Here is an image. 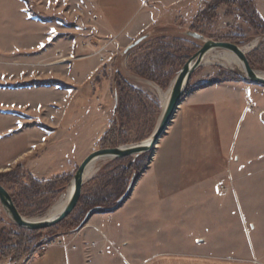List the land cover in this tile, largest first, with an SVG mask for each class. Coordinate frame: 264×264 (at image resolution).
<instances>
[{
  "label": "rangeland",
  "instance_id": "374dc122",
  "mask_svg": "<svg viewBox=\"0 0 264 264\" xmlns=\"http://www.w3.org/2000/svg\"><path fill=\"white\" fill-rule=\"evenodd\" d=\"M32 1L36 10L50 21L43 23L29 18L22 0H0V84L19 85L0 88V161L12 165V161L18 159L26 163L30 172L49 169L57 175L69 174L72 177L63 184V192L42 214L27 211L24 215L18 210L29 220L46 218L52 206L72 186L78 167L91 153L134 146L149 140L159 124L175 78L188 61V56L191 58L202 47V42L187 36L186 32L200 33L206 39L222 42H229L226 40L228 37L237 36L243 43L236 45L244 49L247 57L255 54L264 59V33L256 34L253 25L247 23L235 6L223 5L211 19H197V15L213 0ZM251 1L264 21V0ZM60 20L68 21L69 25H63ZM148 33L151 34L149 39L128 50ZM174 38H185L196 49L190 54L181 51V56L186 54L184 58L177 60L178 65L168 67L170 75L159 82L139 75L137 67L142 58L160 46L171 44ZM232 55L225 50L210 52L203 65L193 73L188 87L192 92L188 94L187 89L184 95H188L183 96L182 102L192 94L197 97V104L215 102L212 114L217 117L216 105H222L224 109L227 107L224 100H230L224 96L202 97L204 93L201 90L225 82L212 83L222 73L240 76L243 67L232 61ZM259 65L252 69L264 72V65ZM123 80L140 90V99L132 94L129 105H120L117 110L114 88ZM59 82L67 88H57ZM246 82L262 90L261 85ZM28 83L31 85H25ZM200 83L207 85L197 89ZM239 96L237 92L234 98ZM234 98L229 97L231 101ZM231 110L227 122L230 127L225 131L234 141L231 159H238V153L244 147L249 153L258 147L257 139L245 143L243 139L247 128L251 135L261 132L264 102L260 107L255 102L248 104L247 109L244 104L241 113L237 108ZM178 111L180 106L151 151L137 158L129 156L95 163L96 174L87 178L82 196L95 195L105 189L103 193L115 199L126 192L135 175L130 195L122 206L132 197V203L126 207V215L137 218L110 220L116 223L115 232L120 239L102 241L109 248L105 246L107 255L96 264H194L196 259H205L204 263L251 261L264 264V167L258 163V168H247L248 174L242 177H198L193 181L189 178L187 186L182 178L171 177L168 180L163 177L160 151L166 138L180 126L182 115ZM41 126L50 128L52 132L43 130ZM107 132L112 134L106 137ZM81 133L84 135L82 142L77 140ZM260 147L264 149L262 143ZM15 167L14 164L0 174ZM126 167L142 169V172L123 175L125 178L121 183L125 186L119 184L117 187L121 169ZM260 168L263 170L258 171ZM35 177L44 180L55 176ZM0 184L12 196L11 186ZM183 184L187 188L184 191H166V185ZM193 185L198 189H188ZM81 198L64 221L52 229L39 230L44 231L41 233L43 236L56 237L52 247L38 251L42 243L20 261L8 257L1 259L0 264H27L58 247L76 250L80 242L77 240L79 232L92 217L115 212L99 210L82 225L85 216L83 221L77 220L83 211ZM0 208L13 225L8 228L18 227L1 205ZM73 221L80 223L77 230L65 233L64 223ZM251 251L255 253L254 259H251Z\"/></svg>",
  "mask_w": 264,
  "mask_h": 264
},
{
  "label": "crops",
  "instance_id": "0c3cea01",
  "mask_svg": "<svg viewBox=\"0 0 264 264\" xmlns=\"http://www.w3.org/2000/svg\"><path fill=\"white\" fill-rule=\"evenodd\" d=\"M225 86L227 87L225 88ZM260 89L262 90L253 88L246 81H225L209 89L201 90V93H204L202 97L210 99L211 97L224 96V98L230 100V102L224 100L225 105H227V107L224 106V109H222V105H216L218 107L216 113H219V115H216L217 117H215V114H212V104H215V102H208L206 105L197 104L196 96L193 94L188 96L186 101L182 102L180 111H178V114L182 115L180 126H178L172 136L166 138V141L162 145L160 151L161 175L168 178V180L171 177L182 178L183 183L187 186L190 183L186 182L189 178L193 181L198 177L229 175L242 177L247 173V168L251 170H253L254 166L258 168V163L264 167V149H260L262 148L260 147V143L264 145V124L262 125L259 122L261 132L253 135L250 134L251 131L247 128V132L244 134L245 137L243 136V143L250 139H257L258 147L256 150L250 151L251 153L246 150L247 147H244L241 150L242 152L238 153V159H231L234 141L229 132L225 131L230 127L227 122L230 120L231 108H237L241 113L244 104H246V109L248 104H253L254 102L258 107L262 106V102H264V87L261 86ZM237 92L240 96L234 98ZM230 96L234 98L232 101L229 99ZM255 97L256 99L254 100ZM257 114L256 112V116ZM229 137H231L230 140L228 139ZM82 139H84V135L81 133V136H78L77 140L82 142ZM20 161L16 159L12 161V165L7 161H0V172L8 170L10 166L17 165ZM260 170H263V168L258 169V171ZM39 171L31 173L38 177L58 176V173H54V170L52 172L49 169L43 172L42 170ZM184 184L172 187L166 185V191L173 193L184 191L187 189ZM194 186L188 187V189L192 191L198 189ZM131 198L124 206L113 213L93 215L94 217H92L88 225L79 232L77 240L79 239L80 242L76 250L67 251L62 247L54 248L37 260L27 264H90V262L96 264L99 259L106 257L107 253L105 254V250L109 248L107 247L108 244L106 245L102 241L104 239H111L113 241L120 239L115 232L116 223L114 221L110 222V220H137L135 216L126 215V207L129 203H132ZM62 239H66V237H62ZM259 255L260 253L258 252L257 256ZM254 258L255 253L251 251V259ZM180 261L183 262L184 260ZM204 262H206L205 259H196L194 264H253L251 261H249L250 263L248 261V263Z\"/></svg>",
  "mask_w": 264,
  "mask_h": 264
},
{
  "label": "trees",
  "instance_id": "16d2710c",
  "mask_svg": "<svg viewBox=\"0 0 264 264\" xmlns=\"http://www.w3.org/2000/svg\"><path fill=\"white\" fill-rule=\"evenodd\" d=\"M22 1L26 6V13L29 18L36 19L43 23L50 21L49 18H46L43 14H40V12L36 10L34 2L32 0ZM223 5L235 6L237 10L240 11L241 15L246 18L247 23L253 25V28H255L256 30V34L264 33V21L261 18L260 14L256 11L251 0H213L210 5L207 6V8L202 10L197 15V19H211L217 12V10ZM60 23L65 26L69 25L68 21L60 20ZM226 40L238 45H242L243 43V41L239 40L237 36H230ZM194 49H196V46L189 43L185 38H174L171 44L168 43L164 46H160L155 49L153 53L143 57L142 60L138 63V74L141 75L144 79L159 82L164 77H168L170 75V71L167 72L168 67L171 68L172 65L173 67L178 65L177 60H179L180 58H184V55L186 54H183V56H181V51L185 50L186 53L190 54ZM189 58L190 55L188 56L187 60H189ZM248 59L251 63L252 68H256L259 64L262 66L264 65V59L258 55L253 54L251 56H248ZM218 81H243V79L238 74L229 75L228 73H222L218 76L217 79L213 80L212 83L216 84ZM25 85L30 86L31 83ZM206 85L207 83H200L198 84L197 89H199V87H206ZM5 87L16 88L19 87V85L7 86L0 84V88ZM56 87L60 89L67 88L65 84L60 82L56 84ZM114 89V95L117 97V110L119 109L120 105H122V107L129 105V103L131 102L130 96L132 94L140 99V90L132 87L125 80H123V83L118 84V86ZM191 92L192 91H190L189 88L187 93L190 94ZM187 93L186 95H188ZM186 95H184V97ZM41 128H43V130H46L47 132H52V130L48 127L41 126ZM110 133L112 134V132H107L105 136L107 137ZM106 137H104V140ZM144 168L145 167L143 166L142 169ZM142 169H134V167H126L121 169V177H119L120 179H118L117 187H119V184H121V186H125L124 184L122 185L121 182H123L126 175H128L130 172V175H132L133 171H136L138 174L139 171L142 172ZM123 175L125 176L124 178L122 177ZM71 177L72 176H70L69 174H62L51 179L40 180L37 179L27 169V165L25 162H20L11 171L0 174V183H6L11 186L10 191H12V198L20 213L25 215L27 211H33L34 214H42L63 192V189L65 187L63 186V184L70 180ZM103 192H106V190L101 189V191L95 195L85 194L82 196L80 202L82 205L81 209L83 211L82 215L80 214V218L77 220L83 221L84 216H86V214L91 209L96 207H100V211L113 212L118 210L122 206V204H118V202H116V199H119L123 195L124 191L120 197H117L115 199L110 195L106 196V194H104ZM79 224L74 221L71 223L65 222L63 225V229L65 233L69 234L73 230H77L76 227L79 226ZM10 226L13 225H11L9 219L5 216L0 208V260L3 258L12 257L20 261L25 254H28L35 247L56 238L41 235V233L44 231H31L19 227H15V229H9L8 227ZM15 251L17 254H15Z\"/></svg>",
  "mask_w": 264,
  "mask_h": 264
},
{
  "label": "water",
  "instance_id": "95a60500",
  "mask_svg": "<svg viewBox=\"0 0 264 264\" xmlns=\"http://www.w3.org/2000/svg\"><path fill=\"white\" fill-rule=\"evenodd\" d=\"M186 35L202 42V47L185 63V65L179 71L177 77L175 78L170 88L159 124L154 133L149 138V142H143L141 144L128 147L97 150L87 156L80 164L74 175L71 183L73 185V190L67 206L59 216L52 219H42L40 221H34L24 218L19 213L9 191L0 184V205L9 215L15 225L27 230L39 231L51 228L61 223L67 217H69L77 207L82 196L83 186L87 178L89 177L87 174L88 168L92 164L104 159L115 160L129 156L137 158L138 156L151 151L168 127L176 110L181 105L183 96L189 87L193 73L203 65L204 59L210 52L214 50H225L233 53L243 67V71L239 73L243 80L264 86V78L259 76L258 72L252 69L247 54L242 47L229 42L206 39V37H204L202 34L196 32H186ZM150 36V33L142 36L134 44H132V46H130L128 50L137 47L140 43L149 39ZM134 180L135 175L132 176L130 184L126 192L118 200V204H122L128 198L133 187ZM99 210V207L91 209L86 214L82 225H84L94 214L99 212Z\"/></svg>",
  "mask_w": 264,
  "mask_h": 264
},
{
  "label": "bare ground",
  "instance_id": "6f19581e",
  "mask_svg": "<svg viewBox=\"0 0 264 264\" xmlns=\"http://www.w3.org/2000/svg\"><path fill=\"white\" fill-rule=\"evenodd\" d=\"M251 47V46H250ZM230 58V57H229ZM232 61H234V63L236 62L237 66L239 64L238 59L236 58V56L233 54L231 56ZM206 59V58H205ZM231 61V59H230ZM205 62V61H204ZM232 63V62H231ZM205 64V63H204ZM258 75L264 78V72H258ZM168 97V96H167ZM166 99V97H164ZM145 142H149V140L145 141ZM95 171H97L95 169V163L92 164L89 168H88V178L92 177L95 173ZM96 174V173H95ZM95 176V175H94ZM72 190H73V185L68 189V191L54 204V206H52V208L49 210L47 216L45 219H52L55 218L57 216H59L63 210L65 209V207L67 206L69 199L71 197L72 194Z\"/></svg>",
  "mask_w": 264,
  "mask_h": 264
},
{
  "label": "built area",
  "instance_id": "2783aa9c",
  "mask_svg": "<svg viewBox=\"0 0 264 264\" xmlns=\"http://www.w3.org/2000/svg\"><path fill=\"white\" fill-rule=\"evenodd\" d=\"M264 115V113H262ZM263 115L261 116V118H263ZM264 120V119H263ZM262 120V121H263ZM264 122V121H263ZM55 241V240H54ZM53 239L52 240H49L47 241L46 243L42 244L39 248H38V251H45L47 249H49L50 247H52L55 243H54Z\"/></svg>",
  "mask_w": 264,
  "mask_h": 264
},
{
  "label": "snow or ice",
  "instance_id": "6c2138e0",
  "mask_svg": "<svg viewBox=\"0 0 264 264\" xmlns=\"http://www.w3.org/2000/svg\"><path fill=\"white\" fill-rule=\"evenodd\" d=\"M53 34L55 33V29L52 30Z\"/></svg>",
  "mask_w": 264,
  "mask_h": 264
}]
</instances>
